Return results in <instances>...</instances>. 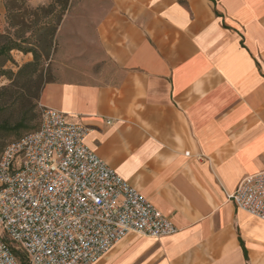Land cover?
<instances>
[{"label": "crops", "instance_id": "obj_1", "mask_svg": "<svg viewBox=\"0 0 264 264\" xmlns=\"http://www.w3.org/2000/svg\"><path fill=\"white\" fill-rule=\"evenodd\" d=\"M69 21L41 104L177 228L96 264H264V220L228 199L264 173V0H72Z\"/></svg>", "mask_w": 264, "mask_h": 264}, {"label": "built area", "instance_id": "obj_2", "mask_svg": "<svg viewBox=\"0 0 264 264\" xmlns=\"http://www.w3.org/2000/svg\"><path fill=\"white\" fill-rule=\"evenodd\" d=\"M89 131L41 105L39 129L5 149L0 157V264H96L130 233L159 239L177 232L86 146ZM228 199L264 220V173L245 178Z\"/></svg>", "mask_w": 264, "mask_h": 264}, {"label": "rangeland", "instance_id": "obj_3", "mask_svg": "<svg viewBox=\"0 0 264 264\" xmlns=\"http://www.w3.org/2000/svg\"><path fill=\"white\" fill-rule=\"evenodd\" d=\"M74 1L79 2L82 0ZM17 6L22 11V17L15 18L14 23L15 25H18L19 23L21 25L19 27L10 25L7 14L6 26L0 31V48L5 46V49H7V47L16 46L8 55L4 54L0 57V71L6 72L5 75L0 76V97L5 98L4 103H2V111L0 112V121H8L11 124H14L20 120L22 115H25L29 120V124L27 128L21 129L18 133H0V157L7 144L32 133L39 125L42 105L40 100L41 93L45 84L54 78L51 67L52 55H54L55 50L59 51V47H62L59 46V41L56 40L58 31L62 28L61 37H64L69 32L71 33V27L74 28V31L76 30L78 32L80 28L75 22L69 21L64 23L65 14L54 38L51 56L43 65L41 77L35 78L34 82L28 83V85H20L16 88L14 87V74L18 72V69L21 66L33 61V54L30 50L38 48V40H40V36L43 33L42 31L37 30H39V28L45 23H51L52 21V18H45L41 14L37 15L36 18L31 16L35 11L26 1L24 3H18ZM35 21H37V23H35ZM51 24H53V22ZM74 44H80V41L77 40ZM10 72L13 73V76L10 75ZM4 89L8 90L2 91ZM3 236L11 246L14 248L16 247L6 235L3 234Z\"/></svg>", "mask_w": 264, "mask_h": 264}, {"label": "trees", "instance_id": "obj_4", "mask_svg": "<svg viewBox=\"0 0 264 264\" xmlns=\"http://www.w3.org/2000/svg\"><path fill=\"white\" fill-rule=\"evenodd\" d=\"M72 0H53V2L47 6L43 7H37L34 8L33 12L34 14H31L34 18H36L37 15H42L45 18H52L51 23H45L39 30L42 31V35L40 36V40H38V48L31 49L30 52L33 54V61L21 66L18 69V72L14 74V87L18 88L20 85H28V83L34 82L35 78H40L42 73L43 65L49 60L51 56V50L53 46V41L56 36V33L58 31L59 26L61 25L65 14L68 11L70 2ZM25 0H7L6 1V10L8 14V19L10 21V25L14 26H20L15 25L14 21L15 18L22 17V11L20 8H18V3H24ZM25 15V14H24ZM37 23V21H35ZM15 45L11 47H7L5 49V46L0 48V57H2L4 54H9L10 51L15 49ZM6 72L0 71V76L5 75ZM10 75L13 76V73L10 72ZM8 89H4L2 91H7ZM5 98L0 97V112L2 111V103H4ZM29 124V120L27 119V116L22 115L20 120L15 122L14 124H11L8 121H0V133L6 132V133H18L21 129L27 128ZM40 121L37 129H35L32 133L36 132L39 129ZM31 134V133H29ZM28 135V134H27ZM26 136V135H25ZM24 137V136H23ZM22 137V138H23ZM22 138H19L21 140ZM17 140V141H19ZM14 141V142H17ZM7 144L3 151L12 143ZM1 154V155H2ZM15 254L18 256L20 261L22 263H25L24 255L17 249H15L13 246H11Z\"/></svg>", "mask_w": 264, "mask_h": 264}]
</instances>
